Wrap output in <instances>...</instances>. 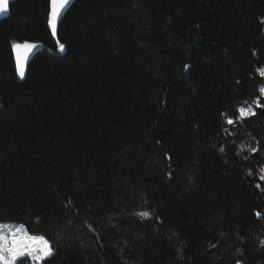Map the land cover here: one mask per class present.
I'll list each match as a JSON object with an SVG mask.
<instances>
[{
    "label": "trees",
    "instance_id": "trees-1",
    "mask_svg": "<svg viewBox=\"0 0 264 264\" xmlns=\"http://www.w3.org/2000/svg\"><path fill=\"white\" fill-rule=\"evenodd\" d=\"M49 1L0 22V223L41 264H264V0H75L57 44Z\"/></svg>",
    "mask_w": 264,
    "mask_h": 264
},
{
    "label": "snow or ice",
    "instance_id": "snow-or-ice-1",
    "mask_svg": "<svg viewBox=\"0 0 264 264\" xmlns=\"http://www.w3.org/2000/svg\"><path fill=\"white\" fill-rule=\"evenodd\" d=\"M70 2V0H51V12L48 15V25L53 31V35H55L57 18L61 14V10ZM14 49H19L20 45H13ZM31 47L28 44L24 45L25 49ZM59 48L61 50L64 49V45L60 44ZM21 57L19 53L17 54V73L23 76V69L21 65ZM187 67V66H186ZM261 75L264 76V72H261ZM264 91V89H262ZM259 106V105H258ZM241 116L245 114V109H239ZM227 123L232 124L233 120L229 119ZM143 216H147L148 213H141ZM4 225H0V261L3 264H13V261L16 260L17 257L23 256L25 253L32 255L35 249L32 247L34 243L43 242L45 247L41 251L45 255L51 254V249L47 246V241L36 240L34 237H23V240L17 238L16 231L12 230L11 226H9L8 234H5L3 229ZM7 254V255H5ZM40 257H34V259H39Z\"/></svg>",
    "mask_w": 264,
    "mask_h": 264
},
{
    "label": "water",
    "instance_id": "water-1",
    "mask_svg": "<svg viewBox=\"0 0 264 264\" xmlns=\"http://www.w3.org/2000/svg\"><path fill=\"white\" fill-rule=\"evenodd\" d=\"M15 0H0V22L6 18L9 17L10 14V6L11 3H13ZM75 0H70V2L61 10L60 16L57 18V23H56V30H55V35H53V31L48 25V19H47V30L49 31L51 35L52 42L57 44V32H58V27L60 25L61 20L63 19L64 15L66 12L69 10L71 5L74 3ZM51 12V0L49 1V13ZM48 13V15H49ZM48 17V16H47ZM28 44L31 47L28 49L24 48V45ZM13 45H20L19 49H14ZM12 45V56L15 64V70H16V76L19 80H24L27 74V68L31 60L34 58V56L44 49H46V46L40 42V41H22V42H16ZM60 49V48H59ZM61 50V49H60ZM19 53L21 57V65L23 69V76L19 75L17 73V54ZM1 106V102H0Z\"/></svg>",
    "mask_w": 264,
    "mask_h": 264
},
{
    "label": "rangeland",
    "instance_id": "rangeland-1",
    "mask_svg": "<svg viewBox=\"0 0 264 264\" xmlns=\"http://www.w3.org/2000/svg\"><path fill=\"white\" fill-rule=\"evenodd\" d=\"M260 73L261 72H264L263 69L262 70H259ZM264 91H262L263 93ZM240 108H244L245 109V114L243 116H241V113L239 111ZM252 106L249 105V104H243L241 106L238 107V114H239V117L240 118H244V117H247L249 115H251L253 113V109H251ZM261 176L264 177V171L261 170ZM0 225H4L5 228L3 229L4 233L5 234H8L9 232V226H11L12 230L16 231L17 233V238L20 239V240H23V237L27 236V237H32L30 236L26 231H25V228L21 225V224H18V223H0ZM36 238V240H40L42 237H34ZM43 241H46L44 238H42ZM47 246L50 248V245L47 243ZM32 247L35 249V251L33 252L32 255H29L28 253H25L23 256H19L16 258L15 261H13V264H17L18 261L20 260H25L26 259V262L24 261L23 264H41V261L43 259H45L47 256L49 255H45L41 250L44 249L45 245L43 242H40V243H34L32 245ZM7 255V254H5ZM34 257H40L39 259H34ZM0 264H3L2 261H0ZM237 264H240V263H237Z\"/></svg>",
    "mask_w": 264,
    "mask_h": 264
}]
</instances>
